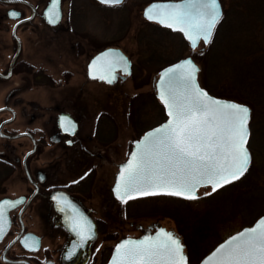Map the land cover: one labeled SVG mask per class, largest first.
<instances>
[{"label":"flooded vegetation","instance_id":"1","mask_svg":"<svg viewBox=\"0 0 264 264\" xmlns=\"http://www.w3.org/2000/svg\"><path fill=\"white\" fill-rule=\"evenodd\" d=\"M95 1L102 9L109 10L125 0L116 5ZM48 2L0 0V89L6 91L0 104V112L5 114L0 119V183L20 189V192L13 191L0 198H20L7 211L9 224L0 239V264H107L116 245L122 240L153 235L160 228L177 236L173 230L157 221L145 226L136 224L137 235L131 231L132 218L143 212L141 209L146 206L143 203L180 197L148 196L121 201L116 196L117 172L128 159L134 142L144 132L135 139L128 135L120 136V129L117 136L116 132L113 134V125L109 120L110 123H106L103 119L105 115L98 109V99L91 98L84 103V96L89 93L81 86L76 85L74 96L60 93L43 101L30 94V111L24 122L27 129L16 133L7 129L18 121L15 109L21 102L16 97L18 93H24L29 88L32 92L35 88L27 87L29 80L12 87L6 86V83L15 76L28 73V69L36 70V62L31 60L34 55L50 65L59 61L62 64H67V61L75 64L76 74L94 85L92 91L99 89V86L116 89L124 85L132 73V61L120 48L113 45L102 48L83 45L79 39L78 13L81 7L78 0H59L60 19L55 24L43 14ZM11 11L20 12V17L12 18L8 15ZM107 49H119L126 56L130 62L129 74L115 68L111 81L89 76L90 62ZM149 52L151 57L148 56L143 62L159 60L153 49ZM60 74L65 79L66 76L70 79L74 76V72L66 66H63ZM43 75L47 79L52 76L45 71H36L32 76L39 81L40 77L45 78ZM26 116L23 114L22 117ZM61 116L74 123V131L63 130ZM117 138L124 142L120 145L119 153L115 144ZM19 139L26 142L17 144L23 150L21 156L14 157L10 148ZM117 154L121 156L119 160H116ZM25 157L26 169L23 166ZM57 194H61V198L67 197L69 206L65 208L58 204L54 199ZM132 204H136V207H132ZM168 208L175 211L176 216L181 215L176 209L155 203L151 210L166 211ZM74 214L90 222L92 235L86 241L82 242L78 233L73 231L69 217ZM32 237L36 238L39 246L26 248L24 239L28 238V243H32Z\"/></svg>","mask_w":264,"mask_h":264},{"label":"snow or ice","instance_id":"2","mask_svg":"<svg viewBox=\"0 0 264 264\" xmlns=\"http://www.w3.org/2000/svg\"><path fill=\"white\" fill-rule=\"evenodd\" d=\"M51 3L56 10L49 8L45 14L51 23H56L59 0ZM102 3L116 5L121 0H102ZM8 15L18 18L21 14L11 11ZM145 15L179 29L195 48L201 37L205 43L210 41L222 12L219 0H181L154 3ZM121 66L125 72L129 71L127 58L109 50L92 61L89 74L111 81L114 69ZM198 71L193 60L186 58L161 73L159 97L169 119L137 142V151L122 166L114 187L121 201L150 192L195 198L200 185H211L215 191L248 171L252 161L248 147L251 110L246 104L210 96L197 82ZM60 119L64 131H74L75 125L69 118ZM54 199L65 208L70 204L61 194ZM15 203L7 199L0 201V237L4 235L6 208ZM69 219L82 242L92 235L90 222L82 216L74 214ZM31 240L28 243L25 238L24 246L37 248L36 238ZM183 249L178 237L160 228L155 236L122 240L116 245L112 264H188ZM206 264H264V217L255 227L246 228L220 244Z\"/></svg>","mask_w":264,"mask_h":264},{"label":"rangeland","instance_id":"3","mask_svg":"<svg viewBox=\"0 0 264 264\" xmlns=\"http://www.w3.org/2000/svg\"><path fill=\"white\" fill-rule=\"evenodd\" d=\"M151 1L158 0H125L119 6L107 10L102 9L95 0H78V5L81 7L78 13L79 39L83 41V45L89 44L99 48L113 45L120 48L132 61L131 76L124 85L118 86L116 89L99 86V89L92 91L95 89L94 85L86 82V78L76 74L75 64L70 63V61H67V64H62L59 61L50 65L43 61L41 57L34 55L31 60L34 63L36 62V70L28 69V73L15 76L6 83V86L12 87L22 85L24 81L27 83L29 80L27 87L32 86L35 88L32 92L29 91V88L24 93H18L16 97L21 99V102L15 107L18 115L16 120L18 121L7 129L14 130L15 133L18 130L27 129L24 122H26L28 118L26 115L30 111L28 104V100L31 99L30 94L42 101L54 98L60 93L74 96L75 87L78 85V87H83L89 93V95L85 94L84 103L91 98L95 99L96 97L98 99V109L103 116L105 115L103 119L106 123L111 122L110 125H113V134L116 132L117 136L120 129V136L128 135L131 136V139H135L166 119L163 106L155 96L154 82L158 71L164 66L187 56H191L199 66L198 80L203 88L206 89L207 85L211 88V86L222 85L223 83L226 84V88L240 86L239 79L235 78V75L231 74L232 72L227 73L228 77L225 73L222 77L224 79H220L219 82L212 75L211 61L214 57H212L211 49L208 50V48L218 24L214 29L210 42L207 45L200 43L193 52L181 35L167 38L165 32H160L143 18V8ZM257 1L264 3V0H220L223 10L221 19L226 15L227 21H229L223 31L229 30V33L221 31L217 34L218 41L216 40L215 46L213 45V54L222 52L227 54L228 51L232 54V57H235L233 55L234 49L240 45L248 44L244 38L253 32L250 27L247 28L248 18H250L248 13L255 10L257 3H259ZM241 30L246 33L243 35ZM251 36L254 37V41L261 49L264 48V21L257 25ZM151 49L156 52L159 60L143 62V60L148 59V56L151 57L149 52ZM262 51L264 52V49ZM140 60L142 62H139ZM63 66L74 72L72 79L68 76L65 79L64 75L60 74L63 71ZM241 66L242 64L238 65L239 68ZM239 70L237 76L240 78ZM36 71L40 73L45 71L52 76L47 79V76L43 75L45 78L40 77L39 81H35V77L32 75ZM229 78L231 79L227 81ZM247 78L249 79V77ZM210 88L208 89L211 90L212 88ZM65 89L68 91L64 92ZM216 91L220 93V87L208 92L216 97L226 98L218 95ZM5 94L6 91L0 89V104L4 101ZM261 97H257V100ZM226 99L231 98L227 97ZM231 100L248 105L252 114L253 108L247 101L242 99ZM22 102L23 105H21ZM23 114L26 116L25 118L22 117ZM4 116L5 114L0 112V119ZM19 142L26 141L19 139L13 142L14 146H11L10 150L14 157L21 156L23 148L21 146L17 147ZM123 143L118 138L115 140L117 153L121 152L120 145H123ZM118 158H121V156L117 154L116 160H119ZM13 191L20 192V189L18 187L13 188L12 185L9 186L7 183L4 185L0 183V198ZM154 203L176 209L182 216L178 214L176 216L175 211L169 208L166 211L163 209L151 210ZM135 205L132 204V207ZM143 205H146L141 209L143 212L132 218L131 233L133 235L138 234L136 224L145 226V224L152 221H157L167 229L173 230L179 237L184 245L188 264H198L201 258L222 240L241 228L251 225L258 217L264 215V170L255 168L248 174L245 173L237 181L213 193L209 188L200 189L198 190V196L194 199L163 198L160 201H147Z\"/></svg>","mask_w":264,"mask_h":264},{"label":"trees","instance_id":"4","mask_svg":"<svg viewBox=\"0 0 264 264\" xmlns=\"http://www.w3.org/2000/svg\"><path fill=\"white\" fill-rule=\"evenodd\" d=\"M248 17L250 18H248L249 20L247 28L250 27L254 32L257 25L264 21V3H257V7L252 13H248ZM228 24L229 21H227V17L225 15L218 23L213 39L210 42L208 50L211 49L212 57H214V59L211 61V72L217 82H219L220 79H224L222 77L225 73L226 77H228L229 75L227 73L232 72L231 74H234L235 78L239 79L238 81L240 86H231L232 88H226V84L223 83L222 85L216 84V86H211V88L216 89L220 87V93L216 91L218 95L236 100H245L253 108L250 120V138L248 142V147L252 154V161L248 171L246 172L248 174V172L255 168L264 170V52L262 51L264 48L261 49L260 46L254 41V37L251 36L253 32H251L244 38L248 44L244 46L240 45L234 49L233 55L235 57H232V54L228 51L227 54L224 52L213 54V45L215 46V41H218V38H216L217 34L223 31V29ZM150 25L155 26L154 28L160 32H165V37L167 38L179 35L178 33H173L168 29L162 28L158 25ZM228 31L229 30L223 32L226 33ZM241 31L243 32V30ZM245 33L246 32L244 31L243 35ZM160 35L161 33L159 36ZM180 43L182 44V42ZM239 64H242L240 68L238 67ZM238 69H240L239 71L241 79L237 76L239 75ZM244 74L249 77V79ZM230 79L231 78L227 79V81ZM208 88L210 87L207 85L206 89L210 92L212 89L210 88L211 90H209ZM257 97H261V99L258 98L259 102H257Z\"/></svg>","mask_w":264,"mask_h":264},{"label":"water","instance_id":"5","mask_svg":"<svg viewBox=\"0 0 264 264\" xmlns=\"http://www.w3.org/2000/svg\"><path fill=\"white\" fill-rule=\"evenodd\" d=\"M97 1H99V2L102 3V0H97ZM121 2H123V0H121ZM180 2H181V0H158V1H151L149 4H147V5L143 8L142 16H143V18H144L145 20H147V21H149V22H151V23H155V24H157V25H159V26L165 27V28L169 29V30L172 31V32L180 33L181 36H182V37L186 40V42L188 43L189 48L191 49V51H194V50L196 49V47L199 45V43H200L201 41H202V43H203L204 45H207L210 41H209L208 43H205L204 40H203V38L201 37V38L198 40L196 47L193 48L191 42L187 39V37H186V36L183 34V32H181L179 29H173V28H170V27H168L167 25H163V24L159 23V21H157V20H150V19H148L147 16L145 15L146 10L149 9L150 6H151L152 4H154V3H155V4H163V3H180ZM103 4H104V3H103ZM219 4H220V7H221V12H222V14H223L222 5H221L220 0H219ZM109 5H110V4H109ZM49 8H53V11L56 10V8L52 5L51 0H49V2H48V4H47L46 8L44 9V12H43L44 16H47L45 13L48 11ZM58 11H59V19H60V10H59V6H58ZM221 17H222V16H221ZM59 19L57 20V22L59 21ZM220 19H221V18H220ZM219 21H220V20H219ZM219 21H218V22H219ZM54 24H55V23H54ZM217 24H218V23H217ZM217 24H216V25H217ZM215 27H216V26H215ZM213 32H214V30H213ZM212 36H213V33H212ZM211 38H212V37H211ZM210 40H211V39H210ZM109 50H111L113 53H119V54L122 55L123 57H126V56H125V55H124L119 49H109ZM109 50L107 49V50H104V51L100 52L99 54H97V55L94 57V59H96L97 57L101 56L103 53L108 52ZM110 58H111V57H110ZM186 58H191V59L193 60V58H192L191 56H187V57L181 58V59H179V60H177V61H175V62H172V63H170V64L164 66L163 68H161V69L158 71V73H157V77H156L155 82H154V86H155L156 98L158 99V101H159V102L162 104V106H163L164 113H165V115H166V119H165L162 123H160L159 125L154 126V127L150 128V129H148L147 131H145V132L142 134V136H141L138 140H136V141L134 142V144H133V149H132V151L130 152V154H129V156H128V159L126 160V162H124V163L122 164V166L125 165V164H126L131 158H132L131 154H132L133 152L137 151V142L143 141L145 135H146L149 131H151L152 129L157 128V127L160 126L161 124H164V123L169 119L168 114H167V109H166L165 105L163 104V102L160 100V97H159V90H160V89H159V81H160L161 73H162L165 69L169 68V67L172 66V65L178 64L180 61H182V60H184V59H186ZM94 59H93V60H94ZM93 60H92V61H93ZM92 61L90 62L89 66H88V73H90V71H91V69H90V65L92 64ZM127 61H128V60H127ZM193 62L196 64V62H195L194 60H193ZM196 66H197V68H198L199 71H200L199 66H198L197 64H196ZM116 68H117V69H122V73H124V74H129V73H130V62L128 61V69H129L128 72H125L122 66H121V67H116ZM199 71H198L197 74H196V79H197L198 84L200 85L199 80H198V74H199ZM89 76H90V77H96V76H92V75H90V74H89ZM200 87L203 88L201 85H200ZM203 89H204L205 91H207L205 88H203ZM207 92H208V91H207ZM208 94H209L210 96L216 97V96H214V95H211L209 92H208ZM216 98L221 99V100L234 101V100H231V99H226V98H221V97H216ZM234 102H236V103H240V102H237V101H234ZM241 104H243V103H241ZM248 107H249V106H248ZM249 108H250V107H249ZM250 110H251V108H250ZM250 120H251V111H250L249 124H250ZM1 127H2V125L0 126V129H1ZM249 129H250V127H249ZM19 136H20V135H18V136H16V137H19ZM16 137H13V138H16ZM249 138H250V135H249ZM248 141H249V140H248ZM25 159H26V157L23 159V166H24V168L26 169ZM122 166H121V168H122ZM249 166H250V165H249ZM121 168H120L119 172H117L115 184H116L117 179H118V177H119V174H120V172H121ZM245 173H246V172H245ZM245 173H244V174H245ZM242 176H243V175H242ZM242 176H240L238 179H240ZM238 179H236V180H238ZM236 180H232V181H230L229 183H231V182H233V181H236ZM227 184H228V183H227ZM227 184H223L221 187L217 188L215 191L221 189L222 187H224V186L227 185ZM201 187H210L211 192H215V191L212 190V186H211V185H200V186L196 189V196H195V198H196L197 195H198V193H197L198 189L201 188ZM168 195H169V196H177V195H173V194L168 193V192H150L148 195H144V196H132V197H129L127 200H132V199H136V198H140V197H148V196H168ZM179 197H184V198H188V199H194V198H189V197H186V196H179ZM5 199H7V200H12V201H15V202H18V201L20 200V198H15V199L2 198L0 201H3V200H5ZM11 207H12V206H11ZM11 207H7V208H6V216H5V220H4V222H3L4 233H5V231H6L7 227H8V224H9V219H8L7 211H8ZM262 217H264V215H261L260 217H258V218H257V219H256L251 225H249V226H245V227L241 228L239 231H237V232L231 234L230 236H228L227 238H225L224 240H222V241H221L220 243H218V244H217V245H216V246H215V247H214L209 253H207V254H206V255H205V256L199 261L198 264H206V262H207V261L209 260V258L211 257L212 253H213V252L219 247L220 244L224 243V241L228 240L229 237L236 235L238 232H242V231H243L244 229H246V228H252V227H255V226L258 224V222L260 221V219H261ZM157 232H158V231H157ZM157 232H156V233H157ZM156 233L153 234L152 236H155ZM143 237H144V236L139 237V238H131V239L138 240V239H142ZM1 238H2V237H0V239H1ZM180 241H181V240H180ZM183 251H184V249H183ZM115 254H116V247H115V250H114L113 255L111 256V258H110V260L107 262V264H112V260H113V257H114ZM184 254H185V253H184ZM185 256H186V254H185ZM186 257H187V256H186Z\"/></svg>","mask_w":264,"mask_h":264}]
</instances>
